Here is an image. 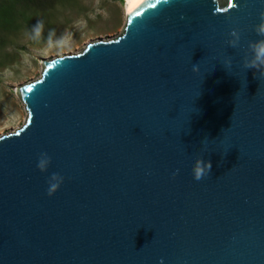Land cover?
I'll return each instance as SVG.
<instances>
[{
  "label": "water",
  "instance_id": "obj_1",
  "mask_svg": "<svg viewBox=\"0 0 264 264\" xmlns=\"http://www.w3.org/2000/svg\"><path fill=\"white\" fill-rule=\"evenodd\" d=\"M262 13L142 0L115 39L43 62L0 137V264H264Z\"/></svg>",
  "mask_w": 264,
  "mask_h": 264
},
{
  "label": "rangeland",
  "instance_id": "obj_2",
  "mask_svg": "<svg viewBox=\"0 0 264 264\" xmlns=\"http://www.w3.org/2000/svg\"><path fill=\"white\" fill-rule=\"evenodd\" d=\"M41 1L22 10L24 2L16 0L10 26L0 24V137L23 125L25 108L17 89L40 78L43 62L115 39L125 23V0ZM37 21L42 24L38 36Z\"/></svg>",
  "mask_w": 264,
  "mask_h": 264
},
{
  "label": "clouds",
  "instance_id": "obj_3",
  "mask_svg": "<svg viewBox=\"0 0 264 264\" xmlns=\"http://www.w3.org/2000/svg\"><path fill=\"white\" fill-rule=\"evenodd\" d=\"M42 28V24L37 21V24L34 26V31L37 36L40 34V29ZM255 31L258 34L260 39L250 42L249 47L251 49V59L245 64L247 69L256 70L253 74L256 76V73H260V75H264L260 70L264 68V13L260 16V23L255 26ZM193 71H199L197 66H193ZM48 161L40 160L38 162L37 167L43 172L47 170ZM212 167L211 161H204L202 159H197L193 166L194 178L196 180H200L205 174L210 172ZM63 177L58 173H53L48 181V195H53L60 187L63 182Z\"/></svg>",
  "mask_w": 264,
  "mask_h": 264
},
{
  "label": "trees",
  "instance_id": "obj_4",
  "mask_svg": "<svg viewBox=\"0 0 264 264\" xmlns=\"http://www.w3.org/2000/svg\"><path fill=\"white\" fill-rule=\"evenodd\" d=\"M34 1L36 3L38 2V0H22V2H24V5L21 7L22 10L26 9L31 3L33 4ZM43 1H48V0H43ZM43 1H41L39 3H42ZM16 3H17L16 0H0V24H6V25L10 26L11 21L17 15V9L14 10ZM23 13L24 12H22V14H20V16H24ZM27 18L28 17H25L24 21Z\"/></svg>",
  "mask_w": 264,
  "mask_h": 264
},
{
  "label": "bare ground",
  "instance_id": "obj_5",
  "mask_svg": "<svg viewBox=\"0 0 264 264\" xmlns=\"http://www.w3.org/2000/svg\"><path fill=\"white\" fill-rule=\"evenodd\" d=\"M142 0H125V14L126 17Z\"/></svg>",
  "mask_w": 264,
  "mask_h": 264
}]
</instances>
